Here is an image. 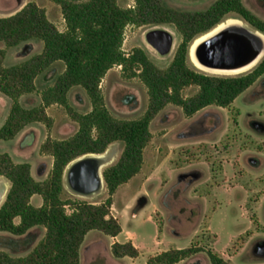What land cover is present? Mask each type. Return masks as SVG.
I'll return each instance as SVG.
<instances>
[{
    "label": "rangeland",
    "instance_id": "rangeland-1",
    "mask_svg": "<svg viewBox=\"0 0 264 264\" xmlns=\"http://www.w3.org/2000/svg\"><path fill=\"white\" fill-rule=\"evenodd\" d=\"M30 1L42 7L60 30L65 29L62 9L52 0H0V17L15 14ZM215 1L156 0L167 8L185 12L206 10ZM242 1L264 20V0ZM117 2L124 8L136 5L135 0ZM156 29L167 30L173 37V46L167 53L159 52L146 39V34ZM181 38L174 23L129 25L123 50L129 54L137 47L143 48L154 63L166 68ZM43 47L39 40L14 47L0 42V50L5 51L3 64L20 63L41 53ZM189 61L197 68L190 57ZM63 70V65L56 63L41 74L36 91L22 96L21 104L26 108L41 105L43 90ZM128 73L122 66H114L102 79L100 90L115 117L137 119L148 111L149 95L142 81ZM197 91V86H189L183 95L190 97ZM68 102L80 113L92 109L81 86L71 88ZM11 106V100L0 93V129ZM46 113L52 119L51 126L34 122L13 139L0 137V153L9 154L14 162L30 163L31 173L39 181L48 177L54 160L42 151L43 143L48 138L70 137L78 129L65 106L54 103L46 108ZM150 131L152 139L145 149L141 171L113 195L111 214L120 222L122 232L118 239L100 230L89 232L80 249L83 264H132L129 256L116 259L112 252L114 242L128 239L140 249L135 264H145L157 252L177 248L198 250L180 264H210L209 252L233 264H264V74L228 107L210 105L188 116L181 106L167 104L154 115ZM106 151L101 162L103 169L118 161L123 144L114 142ZM71 166L64 175V197L102 203L108 197L105 184L84 191L83 185L69 175ZM10 186V181L0 176V194L4 195L1 203ZM42 201L40 195L31 199L35 206ZM44 234L41 226L24 235L0 231V251L25 256Z\"/></svg>",
    "mask_w": 264,
    "mask_h": 264
},
{
    "label": "trees",
    "instance_id": "trees-1",
    "mask_svg": "<svg viewBox=\"0 0 264 264\" xmlns=\"http://www.w3.org/2000/svg\"><path fill=\"white\" fill-rule=\"evenodd\" d=\"M60 5L65 29L60 30L35 1L28 2L15 14L0 17V42L7 47L30 40L44 44L41 53L10 66L3 64L0 50V93L12 106L0 129V137L13 139L34 122L52 125L46 108L54 103L65 106L77 131L64 139L48 138L42 151L53 157L48 177L39 181L28 162H14L0 153V176L11 183L0 205V231L24 235L32 228L45 229L43 238L25 256L15 257L0 251V264H81L80 249L86 235L100 230L111 237L122 232L112 216L113 195L142 169L144 152L152 139L150 123L167 104L181 106L188 116L210 105L228 107L264 74V57L250 71L239 75H216L195 68L189 61V48L195 38L211 30L226 18H237L264 33V20L255 15L242 0H216L203 11L185 12L167 8L156 0H135L134 7H121L117 0H52ZM174 23L181 42L168 67L161 68L140 47L129 54L123 50L125 30L129 25ZM64 70L42 92L43 103L26 108L20 98L37 89V78L54 64ZM123 67L129 77H138L147 89L149 109L137 119L115 117L103 101L100 83L114 66ZM83 87L92 103L86 113L74 110L68 92ZM197 86L198 91L184 97L183 90ZM123 144L118 161L102 169L108 197L99 204L64 197V173L70 162L86 154H101L114 142ZM34 195L42 197L35 206ZM19 220L18 222L16 220ZM198 250L177 248L151 256L146 264H177ZM117 258L139 256L132 241L114 242ZM210 264H233L209 252Z\"/></svg>",
    "mask_w": 264,
    "mask_h": 264
},
{
    "label": "water",
    "instance_id": "water-1",
    "mask_svg": "<svg viewBox=\"0 0 264 264\" xmlns=\"http://www.w3.org/2000/svg\"><path fill=\"white\" fill-rule=\"evenodd\" d=\"M146 39L151 46H153L161 53H167L173 46V37L167 30H151L146 34ZM262 49V45H256V43L254 42V38L238 32L233 33L229 38L224 39L216 43L211 48L207 49L204 57H202V61L206 65H209L211 67L233 70L255 59L261 53ZM196 52L198 55L200 53L199 49H197ZM103 154L104 153L83 155L70 162L66 167L67 169L69 165H72L69 169V175L83 185L84 191L93 190L97 188L101 183H104L103 173L101 169L103 163L98 162L96 158H93L91 156L85 159L84 157L89 155Z\"/></svg>",
    "mask_w": 264,
    "mask_h": 264
},
{
    "label": "bare ground",
    "instance_id": "bare-ground-1",
    "mask_svg": "<svg viewBox=\"0 0 264 264\" xmlns=\"http://www.w3.org/2000/svg\"><path fill=\"white\" fill-rule=\"evenodd\" d=\"M238 32L246 34V35L254 38V42L256 43V45L257 44L262 45L263 49H262L261 53L255 59H253L249 63H247V64H245L239 68L233 69V70L211 67L209 65H206L202 61V57H204L207 49L211 48L216 43H218L224 39L229 38L230 35H232L233 33H238ZM197 49H199L200 55L199 54L197 55V52H196ZM263 56H264V33H262L261 31H256L254 28L249 26L243 20L232 19V18L224 20L223 22L219 23L216 27L211 29V31H208V32L204 33L203 35L197 37L191 43L190 48H189V57H190L192 63L196 67L201 69L202 71H204L206 73H210V74H216V75H238L244 71H247V70L255 67L260 62V60L262 59ZM89 156L96 158V160L98 162H102L104 154L103 155H89ZM101 169H103V165L101 166ZM99 179H100V176H99ZM95 186H97V185H95ZM103 186H104V183L103 184L101 183L98 187L101 188ZM3 197H4L3 193L0 194V205H1V201L3 200Z\"/></svg>",
    "mask_w": 264,
    "mask_h": 264
},
{
    "label": "crops",
    "instance_id": "crops-1",
    "mask_svg": "<svg viewBox=\"0 0 264 264\" xmlns=\"http://www.w3.org/2000/svg\"><path fill=\"white\" fill-rule=\"evenodd\" d=\"M91 232V231H90ZM88 235V234H87ZM87 235H86V237H87ZM86 237H85V239H86ZM113 238H116V239H118V236H116V237H113ZM127 241H132L133 242V240H131V239H128ZM126 242V241H125ZM133 244L137 247V245H136V243L135 242H133ZM161 252V251H160ZM160 252H157L156 254H158V253H160ZM155 254V255H156ZM139 255H140V249H139ZM123 257H126V256H123ZM123 257H119V258H117L116 257V259H120V258H123ZM130 257V256H129ZM139 257V256H138ZM138 257H136V258H132V257H130L131 259H132V261H131V263L132 264H135L136 263V261H137V258ZM182 262V261H181ZM181 262H179V263H177V264H180ZM81 264H83V260H82V258H81ZM86 264H88V263H86ZM146 264V263H145Z\"/></svg>",
    "mask_w": 264,
    "mask_h": 264
},
{
    "label": "flooded vegetation",
    "instance_id": "flooded-vegetation-1",
    "mask_svg": "<svg viewBox=\"0 0 264 264\" xmlns=\"http://www.w3.org/2000/svg\"><path fill=\"white\" fill-rule=\"evenodd\" d=\"M227 19H230V18H227ZM232 19H237V18H232ZM254 68V67H253ZM249 70H251V69H249ZM249 70H247V71H249ZM246 71H244V72H242V73H245ZM241 74V73H240ZM264 245V244H263ZM263 248H264V246H262Z\"/></svg>",
    "mask_w": 264,
    "mask_h": 264
}]
</instances>
